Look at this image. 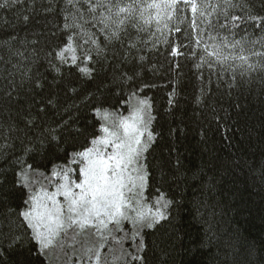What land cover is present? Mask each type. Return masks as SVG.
Instances as JSON below:
<instances>
[{"label": "trees", "instance_id": "trees-1", "mask_svg": "<svg viewBox=\"0 0 264 264\" xmlns=\"http://www.w3.org/2000/svg\"><path fill=\"white\" fill-rule=\"evenodd\" d=\"M233 4L230 16L241 20L225 18L219 9L207 17L197 13L194 31L192 13L186 9L180 14L183 23L170 21L162 32L155 26L142 32L129 26L120 41L106 47L104 36L85 24L104 51L97 56V46L79 39L93 59L84 62L77 49L65 53L66 63L55 58V51L79 30H65L64 0H21L0 8V41L15 37L10 49L0 48V230L7 233L15 221V229L22 231L15 213L25 209L29 190L13 185L21 162L29 172L28 165H35L33 174L38 176L51 177L60 167L70 168L73 180L79 176L80 165L69 164L63 150L57 152L59 158L45 159L38 151L41 139L55 130L57 142L63 141L61 149L71 157L93 147L103 122L125 117L137 109V101H146L155 139L143 154L146 186L142 196L134 189L135 199L143 200L145 210L154 209L159 197L171 203L168 220L142 230L143 261L135 264H264V57L252 54L264 48L244 45L254 69L233 58L240 52L239 45L233 47L236 41L264 38V29L248 19L264 17V0ZM209 20L226 27L209 29ZM199 29H204L202 36ZM209 33L216 39L210 40ZM198 39L209 51L226 40L229 47L223 53L229 59L216 62ZM80 67H90L91 75ZM55 181L40 179L37 192L40 184L42 190L54 189ZM131 230L125 221L118 235L127 233L124 248L134 252L140 237L132 240ZM78 241L58 255L54 251L50 264H88L85 249L98 247L100 241L90 233ZM111 247L114 252L101 250L102 261L120 255L118 245ZM0 264L49 261L27 245L9 249L4 242Z\"/></svg>", "mask_w": 264, "mask_h": 264}, {"label": "snow or ice", "instance_id": "snow-or-ice-1", "mask_svg": "<svg viewBox=\"0 0 264 264\" xmlns=\"http://www.w3.org/2000/svg\"><path fill=\"white\" fill-rule=\"evenodd\" d=\"M19 3L21 0H0V8L14 7ZM64 4L62 11L68 12L65 16V30L69 28L79 30L77 37L69 35L65 47L55 51V58L65 63L67 62L65 53L68 51L75 53L77 49L83 52L84 62L93 59L91 50L80 45L79 39H83L85 44L97 46V56H99L107 44L120 41L121 34L127 32L129 26L137 32L148 31L155 26L156 31L162 32L168 28L170 21L179 20L183 23L180 14L187 9L192 13V26L195 31L197 13L207 17L219 9L224 17L228 18L229 9L234 7L233 0H215V2L213 0H64ZM81 6H86L84 11H81ZM209 8L212 12H208ZM69 9H74V14L69 12ZM230 18L232 21L242 19L236 15H231ZM27 19L25 17V20ZM248 19L258 22L257 27L264 29V17L250 15ZM85 24L96 28L97 32L104 36V47L99 46L95 39L96 33L85 29ZM206 26L209 29H215L217 26L226 27L224 24L213 25L210 20ZM232 27L238 25L233 24ZM176 31L179 32L180 28L177 27ZM203 32L204 29H199L198 35L202 36ZM14 39L15 37H11L0 41V48L10 49ZM209 39L215 40L216 37L209 33ZM202 42L205 43L204 51L209 57H215L216 62L229 59V56L223 53V49L229 47L226 40L221 39L219 44H213L211 51L206 42L199 39L196 41L197 44ZM249 43L253 47L259 43L260 47L264 48V38L259 41L247 39L236 41L233 47L239 45L240 52L233 58L242 61L249 69H254L255 65L249 63V57L244 54V45ZM130 47L135 45L132 44ZM252 54L264 57V52ZM77 59L74 54L71 57L72 63L76 64ZM201 59L203 60V57ZM211 63L212 61H209L210 65ZM261 66L264 67V64ZM79 70L88 76L92 72L90 67H80ZM37 87L40 85L37 84ZM8 95L11 93L9 92ZM146 108L149 110L147 115H145ZM152 119L150 105H147L146 101H141L132 117L113 120L111 128L101 129L105 135L92 141L93 147L74 152L71 157L67 149H61L60 144L63 141L57 142L55 130L49 132L47 137L39 141L38 151L48 159L59 158L56 154L63 150L64 159L68 160L69 164L80 165L79 176L73 180L71 169L66 167L54 170L51 177L43 174L38 176L33 174L35 165H28V168L32 169V172H29L21 162L13 185L29 190L28 198L24 201L25 209L15 213L22 231H17L15 221H10V229L7 233L0 230V246L4 242L9 249L27 245L30 252L45 257L50 264L54 251L58 255L66 247L74 248L79 243V236L90 233L97 237L100 243L98 247L85 249L84 256L88 264H117L120 260H123L124 264L142 262L143 257L140 253L144 251V241L141 232L145 228L152 229L162 221L168 220L169 214L166 209L171 203L164 197H159L154 209L145 210L143 200L135 199L137 193L133 191L138 189L142 196L146 186L147 171L141 161L143 154L148 151L151 142L155 139L153 133L149 131ZM108 147L112 148L110 154L105 152V148ZM56 178H60L63 182L55 183V192H37L36 185L40 183V179H47L49 184H52ZM3 186L4 182L0 181V189ZM40 187L43 189L44 185L40 184ZM57 196H63L62 204L56 200ZM125 221L132 225V240L136 241V238L140 237L135 243L134 252L124 248L123 241L128 238L127 233L124 236L118 235L123 230ZM111 245L119 246L120 255H114L112 261H102L101 250L107 248L108 252H114Z\"/></svg>", "mask_w": 264, "mask_h": 264}, {"label": "rangeland", "instance_id": "rangeland-1", "mask_svg": "<svg viewBox=\"0 0 264 264\" xmlns=\"http://www.w3.org/2000/svg\"><path fill=\"white\" fill-rule=\"evenodd\" d=\"M137 103L139 104L140 102H138L137 101ZM134 107V106H133ZM132 112H130L129 114H127V116H125V118H129V117H132L133 116V114L135 113V108L133 109V110H131ZM119 118H117V119H114V120H118ZM105 120V119H104ZM107 120V119H106ZM112 123H113V120H108V121H105V122H103V124H105V126H103V127H109V128H111V126H112ZM101 137H103L105 134L103 133V132H101ZM101 137H99V138H101ZM105 152L106 153H108V154H110L111 152H112V148L111 147H108V148H105ZM79 175V174H78ZM55 182H57V183H59V182H63L62 180H60V178H56V181ZM42 191H47V192H49V193H51V192H55L56 191V187H55V185H54V189H50V190H48V189H45V190H40V192H42ZM134 191V190H133ZM56 200L59 202V203H63L64 202V198H63V196H57L56 197Z\"/></svg>", "mask_w": 264, "mask_h": 264}]
</instances>
